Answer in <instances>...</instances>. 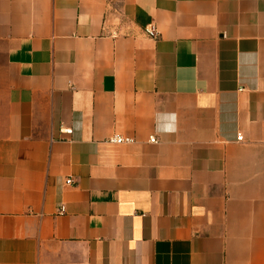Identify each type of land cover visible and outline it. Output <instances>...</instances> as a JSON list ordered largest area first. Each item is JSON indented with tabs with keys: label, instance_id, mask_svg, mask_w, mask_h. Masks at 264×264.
Instances as JSON below:
<instances>
[{
	"label": "crops",
	"instance_id": "0c3cea01",
	"mask_svg": "<svg viewBox=\"0 0 264 264\" xmlns=\"http://www.w3.org/2000/svg\"><path fill=\"white\" fill-rule=\"evenodd\" d=\"M0 264H264V0H0Z\"/></svg>",
	"mask_w": 264,
	"mask_h": 264
},
{
	"label": "built area",
	"instance_id": "2783aa9c",
	"mask_svg": "<svg viewBox=\"0 0 264 264\" xmlns=\"http://www.w3.org/2000/svg\"><path fill=\"white\" fill-rule=\"evenodd\" d=\"M146 33L150 37H153V38H156L157 35H158L157 30L154 27L147 28L146 29ZM63 131L66 132V133H69V134H71L73 132V130L71 128H64ZM241 138L242 137H240V139ZM132 141H133L132 138L124 137V136H121V135H114L113 137H110V139H109V142H111V143H117V144H120V143H130ZM150 141L155 143V142H157V139L155 137H152L150 139ZM66 182L68 184H71L73 182V180L72 179H67Z\"/></svg>",
	"mask_w": 264,
	"mask_h": 264
},
{
	"label": "clouds",
	"instance_id": "9594fccd",
	"mask_svg": "<svg viewBox=\"0 0 264 264\" xmlns=\"http://www.w3.org/2000/svg\"><path fill=\"white\" fill-rule=\"evenodd\" d=\"M167 115H168V118L171 119L172 121H175L177 119V117L174 113H170ZM157 130L163 131L165 133H170V132L175 131V126H174V124H167V125H164L163 128H161L160 125L158 124Z\"/></svg>",
	"mask_w": 264,
	"mask_h": 264
}]
</instances>
